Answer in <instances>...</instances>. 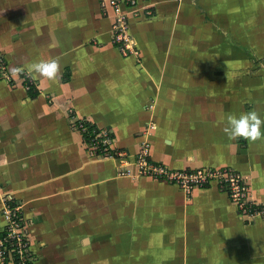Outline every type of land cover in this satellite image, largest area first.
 Listing matches in <instances>:
<instances>
[{
	"label": "crops",
	"instance_id": "crops-1",
	"mask_svg": "<svg viewBox=\"0 0 264 264\" xmlns=\"http://www.w3.org/2000/svg\"><path fill=\"white\" fill-rule=\"evenodd\" d=\"M135 1L120 0L138 51L123 56L109 0H0V191L33 264H264V216L214 182L185 195L131 165L147 142L169 170L234 169L264 206V138L222 131L229 114L264 119V0ZM49 58L55 82L12 73ZM79 118L109 130L129 175L89 154Z\"/></svg>",
	"mask_w": 264,
	"mask_h": 264
},
{
	"label": "built area",
	"instance_id": "built-area-1",
	"mask_svg": "<svg viewBox=\"0 0 264 264\" xmlns=\"http://www.w3.org/2000/svg\"><path fill=\"white\" fill-rule=\"evenodd\" d=\"M126 6L135 5V0H123ZM115 10V21L112 25V42L123 56L138 54L133 40L127 33V13L119 9L120 0H109ZM0 77L10 78L5 61L0 54ZM27 78V77H26ZM29 80V79H28ZM30 86L26 85V89ZM81 135L91 156L109 158L119 162L120 172L129 175L127 154L113 147V138L107 129L93 126L85 119L79 118L71 125ZM149 145L142 142L131 165L135 168L133 176L146 175L175 184L185 195H190L196 187L214 182L219 190L225 192L229 200L237 207L240 214L252 220L256 216H264V206L252 200L248 185L239 173L231 168L169 170L161 163L149 160ZM2 203L1 216L4 221L0 231V264H33V256L29 249V239L25 231L21 206L16 204L7 192L0 191Z\"/></svg>",
	"mask_w": 264,
	"mask_h": 264
},
{
	"label": "clouds",
	"instance_id": "clouds-1",
	"mask_svg": "<svg viewBox=\"0 0 264 264\" xmlns=\"http://www.w3.org/2000/svg\"><path fill=\"white\" fill-rule=\"evenodd\" d=\"M12 73L13 75L26 73L32 78L39 77L49 82H55L60 78L61 66L58 59L49 58L32 62L24 67L13 68ZM223 119L225 126L222 131L229 140L242 138L254 143L264 138V132L261 131L264 119H261L255 110L241 113L239 116L229 114Z\"/></svg>",
	"mask_w": 264,
	"mask_h": 264
}]
</instances>
